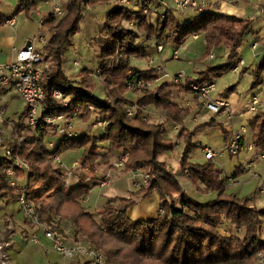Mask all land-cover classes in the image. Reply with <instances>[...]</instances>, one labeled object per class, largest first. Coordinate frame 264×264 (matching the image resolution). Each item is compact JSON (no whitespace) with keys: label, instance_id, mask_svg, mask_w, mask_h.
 I'll return each instance as SVG.
<instances>
[{"label":"trees","instance_id":"16d2710c","mask_svg":"<svg viewBox=\"0 0 264 264\" xmlns=\"http://www.w3.org/2000/svg\"><path fill=\"white\" fill-rule=\"evenodd\" d=\"M4 1L0 0V7ZM122 1L58 0L62 15L53 12L42 22L48 33L47 41L41 47L44 63L48 66L43 70L40 81L45 101L54 103L52 93L55 89L60 90L72 103L85 105L86 110L90 104L95 106L109 123L106 134L97 136L80 130L77 138L61 144L54 151L60 156L82 152L77 160V170L81 172L78 174L79 182L72 187L64 172L50 159L52 151L47 146V128L41 126L38 131H32L24 118L15 122L22 137L20 155L30 164L29 178L39 183L32 190L31 197L42 223L57 228L62 234L67 226H73L71 236L81 234L87 242L105 252L106 264H259L258 255L264 253V208L259 209L257 205L259 195L241 198L228 193L223 170L214 161L206 158L204 164L191 161L202 147V143L196 140L200 128L221 126L225 145L230 128L220 124L216 116L194 130L187 128L186 122L194 107H182L177 103V94L189 93L188 89L167 81L158 82L160 75L156 70H141L134 66V59L147 60L148 53L144 47L137 50L132 47L138 41L144 42L143 34L149 39L156 38L166 48L175 49L202 35L205 42L202 57L209 59L216 51L224 50V62L220 66L206 68L196 77L187 76V85H215L226 73L239 69L238 50L244 44L245 36L253 31L254 23L264 19V15L255 19H239L207 10L182 21L177 14L161 18L151 11L145 17L144 9L159 7V0H143L142 3L140 0H128L127 5ZM38 5L37 0H18L16 12L30 17L38 11ZM103 11H106L105 15L100 16ZM87 15L104 23L103 31L93 39L99 51L97 69L104 70L106 86L100 85L103 97L96 91L100 83L92 76L97 69L83 68L79 81L65 71L66 47L82 30ZM11 19L13 17L0 11V27ZM131 22L139 23L140 33L129 28ZM117 53L122 54L123 59L112 69L109 61ZM132 69L139 70L144 80L156 84L137 100L140 107L147 106L154 112L153 121L144 120L142 110L136 117L127 115V106L133 102L126 97L125 82ZM245 73L241 71L240 77ZM252 78V89L262 84L264 59L253 69ZM156 117H161L162 122H156ZM172 126L179 127L177 139L184 142L177 168L170 167L164 160L177 144L174 137L168 136ZM247 127L255 148L264 152V114L255 115ZM121 154L127 155L123 173L141 171L149 174L150 180L128 196L108 199L97 211L100 218L96 219L82 203L98 186L99 180L109 172L120 170L114 168L113 162ZM8 165L7 159L0 160V201L16 203L17 193L10 189L4 173ZM185 171L189 172L187 178L194 187V193L185 192L179 180V174ZM20 174L25 177L24 172ZM154 192L162 200L164 212H157L149 219L129 217L130 209L137 204L136 199H144ZM199 195H209V200L199 202L194 198ZM225 222L242 229V236L224 234L221 228ZM9 223L11 221L6 219L2 225L7 227ZM77 263L88 264L86 260Z\"/></svg>","mask_w":264,"mask_h":264},{"label":"built area","instance_id":"2783aa9c","mask_svg":"<svg viewBox=\"0 0 264 264\" xmlns=\"http://www.w3.org/2000/svg\"><path fill=\"white\" fill-rule=\"evenodd\" d=\"M222 3L223 0H218ZM123 3H128V0H123ZM160 6L146 7L143 11L144 16L151 11L156 15L164 18L167 14H179L184 13L187 10H194L196 13H205L208 10V0H159ZM54 13L60 15L62 13L59 7L54 8ZM261 14L264 15V8L261 9ZM139 23H129V28L137 33H140L138 27ZM144 42L138 41L132 47L133 50H137L141 47L146 49L155 48L157 50V58L150 59L148 66L150 69L156 70L161 79L168 80L167 82L173 83L175 86L182 89H188L193 95L194 99L198 103L199 111L195 114V118L201 112L210 113L215 116L225 117L224 126L229 127V137L225 145L224 151L215 152L211 149H206L205 158L208 160L216 161V159L227 153L229 156L237 157L242 153L249 154V160L244 165L246 173L251 175L253 178L258 177L257 174L253 173L255 164L264 162V152L258 151L253 142L245 136L247 132L246 127H241L240 131L235 130L234 121L235 113L233 107L227 99L221 98L217 95L216 98L213 95L216 92V86L213 84L206 86L199 85H187V75L185 71H180L176 75H170L167 71L166 62L163 59L165 46L159 42L156 38L149 39L146 34L141 37ZM40 38V43L45 44V40ZM178 51L174 52L172 59L178 60ZM213 58V55L210 56ZM123 59L122 54L117 53L109 61V67L114 69L117 67ZM159 61L156 66L155 62ZM79 67V64L75 65ZM44 69V59L36 48L35 43L31 42L29 46H25L21 50H17L15 59L8 64H0V90H13L17 95L25 102L27 106V119L26 124L32 131H38L43 126L47 128L50 134L51 140L47 141L48 148L52 151L50 159L55 163V166L61 171L69 172L70 167L66 164L62 156L54 153V151L64 143L77 138L79 131L74 128L75 123L85 117L83 110H86L80 103H72L70 98L62 91L55 89L52 93L54 103H47L45 101L44 90L41 86V75ZM104 70L98 68L92 76L102 86L105 85L103 79ZM165 80V81H166ZM155 83L146 81L143 79L142 74L137 69H132L128 72L125 89L127 93L131 92L138 97L143 96L146 92L151 91L155 87ZM106 93L108 89L105 87ZM111 105L113 101L111 100ZM260 106L259 97H254L250 105L251 112H257ZM95 106L92 104L87 106V110L94 114L95 120L91 124V130L101 131L102 134L107 133L109 123L104 119L103 115L97 111L95 114ZM97 110V109H96ZM143 111L142 116L146 121H153L151 119L153 111L148 110L147 106L140 107L136 102L127 106L128 117H136L140 111ZM5 107L0 110V160L7 159L9 165L4 168V173L8 180L10 189H13L17 193V204L20 206L23 216L35 229L43 231L44 237L49 241L51 248L55 253L62 257L63 260H71L68 264H78L80 260H86L88 264H106L105 255L96 249L94 246L87 242H76L74 244H67L62 236L60 230L54 227H49L42 223V218L37 210L34 200L31 197L33 190L32 181L29 178L30 164L27 160L21 157L22 149V138L20 132L13 125L14 123L7 122L3 115ZM193 119V121H194ZM197 122V120H195ZM6 125V126H4ZM6 128V129H4ZM54 138V139H52ZM177 145L174 146V150ZM127 155L121 154L117 157L113 164L115 169H122L125 165V159ZM79 162L74 161L72 167L76 168ZM24 172L25 177L23 178L20 173ZM71 172V171H70ZM133 180V186L139 190L143 185L148 184L150 175L144 172L134 173L131 177ZM113 177L111 172L106 174L101 180L98 181L99 188H108L112 183ZM231 183L228 184V186ZM264 192V186L262 188ZM89 197H86V200ZM85 200V202H86ZM159 214L164 212V205L161 203L158 209ZM39 232L35 231L30 237V242L36 245L41 244L39 238ZM11 238V237H10ZM11 243L8 240L0 241V261L4 264L6 259L7 251ZM261 258L262 263L264 262V254L258 255ZM67 264V263H62Z\"/></svg>","mask_w":264,"mask_h":264},{"label":"rangeland","instance_id":"374dc122","mask_svg":"<svg viewBox=\"0 0 264 264\" xmlns=\"http://www.w3.org/2000/svg\"><path fill=\"white\" fill-rule=\"evenodd\" d=\"M133 1H132V3H133ZM37 2L39 4L38 5V11L30 17H28L23 12L22 13L16 12L18 0H5L3 2V4L1 5L0 11L9 17H13L15 19V23H16L15 26H11V25L6 24V25L0 27V38L2 36H4V38H3L4 46L2 47L3 51L0 52L1 58L3 57V54H7V56L8 55L11 56V52H12V49L14 47L20 48V50H21L26 46L27 42L31 41V42L35 43L36 48H39V53L41 54L43 59H45V57L41 51V47H43L45 44L42 45L41 44L42 41L40 43V38L42 39V37H44L43 40H45V42H46L47 41L46 38L48 37V33L46 32V30L42 26V22L44 23L45 20L47 19V17L49 16L48 12L53 13L55 7H59L61 9V6H60L58 0H37ZM122 4H126V3L122 2ZM127 4H129V1ZM226 5H227V3H222L221 13H225V14L229 13V14H231L230 16H234V17L240 16L239 15L240 13H237V11H236V8H237L236 5L232 6V8L230 9L231 11L230 10L228 11V9L226 8ZM257 8L254 7V11L256 13H259V9H257ZM61 11H62V9H61ZM61 15H62V13L59 16H61ZM244 18H245V14L242 15V18H240V19H244ZM256 27H257V25H255V28ZM87 32L88 31L86 28V22L84 21L82 23V30L72 38L70 45H68L66 47L67 51L70 53V57L67 56V54H65V71H66L67 75H69L72 79L77 80V81L80 80V77H81L80 73H81V70L83 68H89V69L96 70L98 67L99 51L96 48V46H94L92 40L90 41V39L88 38ZM13 33L16 34V37L12 36ZM96 35H98V33ZM261 35L264 38V32ZM91 39H94V38H91ZM203 43L204 42L194 41L193 39H190L189 45L187 47H188V49H191L192 52L189 55H186V54L183 55L182 50H180V51L177 50V51H179L178 55H179V57H181V59L182 58L183 59L186 58L187 60L190 59L192 63L191 62L188 63V61H184V63H183V62H179L178 61L179 59L174 60L172 58H171V61H168L166 59V53H165V55H164L165 58H163V59L168 61L166 63L168 73L173 76V75H176L180 71H185L186 75H188L186 68L191 67L192 64L193 65H192L191 69H193V68L197 69L201 65H205L206 67L220 66L222 64V62H220L216 59H213V60L210 59L209 60V59H204L202 57L203 56L202 52H205ZM170 54L173 55L172 52ZM172 55H171V57H172ZM238 55L242 56L243 58H246L249 61H252L253 53L251 51L250 45L248 43L244 42V44L238 50ZM74 59H76L79 62H77V61L74 62ZM4 62H6V61L3 59H0V64H2ZM71 63H73V64H71ZM142 63L144 64V62H142ZM142 63L137 64V59L133 60V64L136 67H139ZM76 64H79V67H76L75 66ZM158 64H156V66ZM71 65H73V66L71 67ZM183 65H185L186 68L183 69ZM46 66H47V64L44 63L45 68H46ZM243 66H244V62H241L239 64V71H241L243 69L242 68ZM147 68L150 69L151 67L147 66ZM140 69H143V68L140 67ZM165 80L166 79H161L160 82H163ZM238 80H239L238 76H236L234 73H232V71L226 73L222 78H219L216 81V85H215L216 86V92L213 95V97L216 98L218 93L222 92L224 90V88L226 86H228L229 84H231V85L237 84L239 93L244 94V93L248 92L252 86L253 78L251 77L248 79H244L243 81H240V83L238 82ZM166 81H168V80H166ZM100 85L101 84H97L96 91L100 95V97L101 96L103 97V92H102V88ZM259 89L261 90V87H259ZM260 92H261V95H260L261 99H263L264 98V96H263L264 88L263 87H262V91H260ZM127 95H128V97L131 98V100L133 102L138 100V96L131 93V92L127 93ZM136 97H137V99H136ZM248 97H249V95H246V98H248ZM108 98H110V97H108ZM130 98H128V99H130ZM2 105H5V112L3 115L4 119L9 123H14L13 125L15 126V128L19 129L17 127V124L15 122H12L10 119L13 118V116L15 114V113H13V111H15L16 109H17V113H20L21 111H23V105L17 99L16 100H10L9 99V102L7 103L4 101H1V98H0V109H1ZM6 105H7V108H6ZM9 105H11V107H9ZM259 108H260V106H259ZM94 110H95V114H96L98 110H96V109H94ZM194 110H196V111L194 112ZM194 110L186 122V126L191 130L192 129L194 130L195 128H197V126L206 122V118H202L203 113L202 114L200 113L198 115V118L194 119L195 114L199 111V109H194ZM258 111H259V109H258ZM82 112L85 113L86 115L81 120H78L75 123L74 128L77 131L86 130V131L94 133L95 135L98 136L101 133L100 131L90 129L91 124L95 120L94 114L92 112L90 113L88 110H83ZM206 115L208 116L207 121H209L210 117H215V115H212L210 113H208ZM251 115H252L251 113L247 112L244 115H242V117L237 118L234 121L235 130L240 131L241 127H243L241 125H244L245 122L247 121V119H249L251 117ZM215 118H217L216 120L220 124L224 123V121H225V117H222V116H216ZM193 119H194V121H193ZM155 120H156V122H159V121H160V123L162 122L161 117L159 119L156 117ZM195 120H197V122H195ZM25 122H26V119H25ZM4 126H6V125H4ZM26 126H27V124H26ZM4 129H6V128H4ZM178 129H179V127L175 126L174 129L172 128L168 132V136L175 138V140H176L175 142H177V144H176L177 147L175 148L174 151L169 153L168 156H166L164 158V160L167 161V163L170 165V167H173V168H177L179 166V161H180V158L182 155V151L184 149V142L181 139L180 140L177 139ZM20 136H21V134H20ZM245 136L247 138L250 137V130L248 128H247V132H246ZM52 139H54V138H52ZM48 140H51L50 134L48 136ZM196 140H198L199 142H203V144H202V147L199 148L197 150V152L192 156L191 161L194 164H204L205 163V151H206L205 148L206 147L211 148L213 151L220 152V153L222 151H224V149H225V135L223 133V129L221 126L200 128L196 134ZM174 153H175V155H174ZM81 155H82L81 151H74V152H69V154H67L65 156H62V158L64 159L66 164L70 167L69 172L64 173L66 178H67V176H69L71 174L75 175L76 177H78V174H81V172L79 170H77L78 166L76 168H73L71 166L74 161H77L81 157ZM115 160H114L113 164L115 163ZM214 162L217 165L221 166V167L220 166L219 167L223 170V174L225 171L226 175H228V177H230L234 172V167L238 163V160H237V158L230 157L227 153H225V154L219 156L216 159V161H214ZM123 169L124 168H122L119 171H116L114 173H111L113 180H112L110 187H108V188H99L98 187L99 189L94 190L89 196H87V197H89V198H87V200L85 197L82 205L84 207H86L88 211H91L94 214L96 219L100 218V216H98L97 211L101 208V205L104 202H106L111 197L122 196V195H117L118 193L116 194V192L113 191V189H112V188H114V186L117 183L120 182L122 184H125V181H127V183H129V186L131 185L133 191L136 190V187L134 188V186H133V180L131 179V177L134 173H131V174L130 173L129 174L123 173ZM253 173L257 174L258 177L249 179L251 177V175L249 176V174H248L249 178H247V175H245L243 177L241 176L239 178V180L235 181L234 183H232L231 180L226 179V177L224 176V179L226 181L227 192L237 194L241 198L249 197V196L255 195V194H259L260 190H262V188L264 186V177H263L264 176V162L258 163V165H256L255 169L253 170ZM259 173H261L263 176L260 177ZM102 175H103V173H102ZM183 175H186L185 179H187V181H189L187 178V176H189V172L185 171L184 174L182 172V177H183ZM76 177H75V179H76ZM78 180L79 179H76V181H78ZM229 183H231V184L228 186ZM69 184L71 186L72 182L70 181ZM32 185H33V189H34L37 187V185H39V183L37 180L34 179V181H32ZM190 185L192 186L191 183H190ZM190 185L188 186L189 188H190ZM111 192H114L113 196L110 194ZM191 192L194 193V191H191ZM115 195H117V196H115ZM125 195L128 196L130 194L128 193ZM192 196H194V194H192ZM208 196L207 195H199V196L194 197V198H196L199 202H206L209 200ZM261 196H262V202H264V192H262ZM105 197L106 198L108 197V198L106 199ZM213 197H214V195H213ZM85 200H86V202H85ZM3 203H5V202L0 201V208L2 206L6 207L9 210V211H7L8 214H11V212L18 210L17 206H15L13 204H8V205L4 204L3 205ZM257 205H258L259 209L264 208V205H259V203ZM141 207H143V204L140 205V203L138 201L135 209L134 208L130 209L129 217H131L132 219H136V220L146 218L144 216L141 217L143 214V210L141 209ZM155 215H156V213L154 215L152 214V216H155ZM17 216H18L17 218L23 219V213H22V216H21V213H18ZM6 217H7V219H9L8 216H6ZM5 219H4V223H5ZM226 223L227 222H225L224 224H226ZM224 224L221 228V230L224 234L237 236V237L242 236V232H243L242 229L234 227L233 231L230 230L231 232H226V230H229V229L228 228L225 229ZM11 226H12V229L10 228ZM27 226H29V224L24 225L26 230L29 229V227H27ZM72 230H74L73 226H67L66 230L63 231L64 234H62V236L65 239V242L67 244H74L76 242H87L81 234L77 235V237L71 236ZM6 231L8 234H5L2 237H0V241H5L6 239H8V241H10L11 245L7 251V254H6L7 257L5 259L4 264H62L64 262L68 264L71 261V260H67V261L63 260L61 256H59L57 253H55L53 251L49 241L45 239L43 231H40L38 233L39 238L41 239L40 245L30 243L29 239H28L29 238L28 233H23L24 236L22 237L21 232L17 231V227L16 226L14 227V224L12 222L9 223V225L6 228ZM9 233H10V235H9ZM263 238H264V233H263ZM87 243H89V242H87ZM89 244L94 246L92 243H89ZM99 251L105 255V252H103L101 250H99ZM262 254H264V253H262ZM1 259L2 258H0V260ZM106 261H107V258H106ZM0 264H2L1 261H0ZM259 264H264V262L262 263L260 257H259Z\"/></svg>","mask_w":264,"mask_h":264},{"label":"crops","instance_id":"0c3cea01","mask_svg":"<svg viewBox=\"0 0 264 264\" xmlns=\"http://www.w3.org/2000/svg\"><path fill=\"white\" fill-rule=\"evenodd\" d=\"M142 1L143 0H140L141 3H142ZM165 1H171V0H165ZM222 3H227L226 8L228 9V11L232 8L233 5H236L237 6L236 11H237V13H240L239 14L240 16L239 17L236 16V17L239 18V19L242 18V15H244V14H245V18L246 17H252L254 19L257 18V17H260L261 15H263V14H261V9L264 8V0H223ZM222 3H219L218 0H208V4H209L208 5V10L217 11V12L221 13ZM254 7L255 8L258 7L257 9H259V13H256L254 11ZM105 12L106 11H103V13H100L99 15L100 16H104ZM48 13L50 15L52 12H48ZM195 14H196V11L190 9V10H187L186 12H184V13L177 14V16L180 18V20L186 21V20L189 19V17H192ZM222 14H225V13H222ZM225 15H229L230 16L231 14L228 13V14H225ZM85 22H86V28H87V31H88L87 32L88 38L90 39V41L92 40V42H93V39H91V38H95L97 36L96 35L97 33L99 34L100 32L103 31L104 23L99 21V20H97V19H95L92 15H87L86 18H85ZM7 25L15 26L16 25L15 19L13 18V19L9 20L7 22ZM255 25H257L256 28H255ZM263 32H264V19L261 18L260 20H258V21H256L254 23L253 31L250 34H247L245 36V40L244 41L250 45L251 51L253 53V56H252V61H249L246 58H243L242 56H239L240 63L244 62V66L242 67L243 69L241 71H246V73L242 77H240V75H239V73L241 72V71H239V69L232 71V73H234L236 76H238V78H239L238 82L239 83H240V81H243L244 79L251 78L253 69L256 67V65L259 62H261L264 59V38L261 35ZM12 36L16 37V34L13 33ZM3 38H4V36H2L0 38V52L3 51V48H2L4 46ZM192 39L194 41L204 42V39H203L202 35L201 36L200 35L199 36H195ZM188 45H189V41H188V43L186 45H184L183 47H181L179 49L168 48V47L166 48L165 47V52L163 54V58H165L164 55L166 53V59L168 61H171V55L172 54H170V53L171 52L174 53L177 50H179V51L182 50L183 55L184 54H186V55L191 54L192 51H191V49H188V47H187ZM203 45H205V42L203 43ZM37 49L39 50V48H37ZM17 50H20V48L14 47L12 49L11 56H9V55L7 56V54H3V57L2 58L0 57V59L5 60L6 62H4L2 64L11 63L15 59V54H16ZM67 52L68 51L66 49L65 54H67V56L70 57V53L69 52L67 53ZM147 53H148V59L147 60H137V64L144 62V64L142 63L137 68L140 69V67H141V68H143L141 70H148L149 68H147V66H148L149 60L157 58V50L155 48L147 49ZM203 53L204 52H202V55H203ZM224 57H225L224 56V50L216 51L213 54V59H216V60L222 62V64L224 62ZM209 60H210V58H209ZM76 61L77 60L74 59V62H76ZM164 61L166 63L168 62L166 60H164ZM178 61L179 62H183V63H184V61H188V63L191 62L190 59L189 60H187L186 58H184V59L182 58L181 59V57H179ZM77 62H79V61H77ZM158 63H159V61L157 60L155 62V65L158 64ZM71 64H73V63H71ZM192 65H191V67H187V68L185 67V65H183V69L184 68L187 69L186 70L187 74H188L187 76L190 75L192 77H196L198 73H200L203 70H205L206 68H208L205 65H201L197 69H195V68L191 69ZM72 66L73 65H71V67ZM253 83L254 82H252V86H253ZM252 86H251V88H250V90L248 92L242 94V93H239L237 84H234V85L229 84L228 86H226L224 88V90L222 92L218 93L219 97L227 99L228 101H230L231 105L233 106V111L235 113V120L237 118H239V117H242V115H244L247 112L252 114L251 117L249 119H247L245 124L241 125V126H245L246 128H248L247 126H248L249 121L255 115H257L259 113L264 114V98L261 99V96H260L261 95L260 91H262V87L264 88V78L262 80V84L259 86V87H261V90L259 89V87L252 89ZM246 95H249V97L246 98ZM263 96H264V94H263ZM126 97L130 98V97H128L127 94H126ZM254 97H259V99H260V108H259V111H257V112H251L249 110L251 102H252V99ZM0 98H1V101L7 102V103L9 102V99L10 100H16L17 99L23 105V111H21L20 113H17V109L15 111H13V113H15V114H14L13 118L10 119L12 122H17L21 118L27 119V106H26L25 102L17 95V93L15 91H13V90H3V91L0 90ZM136 99H137V97H136ZM130 100H131V98H130ZM177 103H179L182 107H190V106H192V107H194V109H197V105H198L197 101L194 99L193 95L190 92L189 93H179V95L177 94ZM3 107H5V105H2L1 109ZM9 107H11V105H9ZM6 108H7V105H6ZM195 111L196 110H194V112ZM201 114H202V118H206V122H204L203 124H205L207 122H210L212 120V118H213V117H210L209 121H207L208 116L206 114H208V113L201 112ZM200 125H202V124H200ZM174 127L175 126H172L171 128L174 129ZM81 131H84V130H81ZM79 132H80V130H79ZM201 143L203 144V142H201ZM205 149H211V148L206 147ZM174 155H175V153H174ZM249 157H250V155L249 154H245V153H242L241 155H239L237 157H233V158H237L238 163L235 165L234 172H233V174L230 177H228V175H226V173L224 171V174H225L224 176L226 177V179L231 180L232 183H234L235 181H238L241 176L243 177V176L247 175V178H249L250 175L248 176V173H246L245 170H244V165H245L246 161L249 160ZM256 165H258V163L255 164L254 169H255ZM218 166H220V165H218ZM259 175H260V177L263 176L261 173H259ZM74 176L75 175H72V174L67 176L68 183L70 181L72 182V185H71L72 187L76 186L78 184V182H79V180L76 181V179H78V177L75 176L76 177V179H75ZM234 176H236V178H234ZM178 177H179L180 181L183 180L181 183L183 185V188H184L185 192L191 193V191H194V187L190 185V182L187 181V179H185V175H183V177H182V174H179ZM251 178H253V177L251 176L249 179H251ZM189 185H190V188L188 187ZM96 189H99V188L95 187L93 189V191L96 190ZM112 189H113V191L116 192V194L118 193L117 195H122V196H126L125 194H128V193L131 194V193L136 192V191H133L131 185L129 186V183H127V181H125V184H122L120 182L117 183L114 186V188H112ZM113 193L114 192H111L110 194L113 196ZM117 195H115V196H117ZM255 195H259V199H258L259 205H264V202H262V196H261L262 195V190H260L259 194H255ZM255 195H251L249 197H253ZM111 198H113V197H111ZM136 200H137V202L139 201L140 205L143 204V207H141V209L143 210V214H142L141 217H143V216L146 217L144 219H149V218L153 217L152 214L153 215L155 213L157 214L159 206L162 203V200L160 199V197H159L157 192H154L153 194H151L150 196H148V197H146L144 199L139 197ZM4 204H7V205L8 204H13V205L17 206L18 210L14 211V212H11V214H8L7 211H9V210L6 207L2 206L0 208V237H2L3 235L7 234V232H6V228L7 227H4L2 225V222L4 221L5 218L7 219L6 216H8L9 219H7V220L11 221L14 224V227L15 226L17 227V231L21 232L22 237L24 236L23 233H28L29 234V238L28 239H29V242H30V237H31V235L33 233H35L36 229L34 230L31 226H27V227H29V229L26 230L24 225H27L29 222L28 221H27L28 223L26 222V219L24 218V216H23V219L22 218L21 219L17 218L18 217L17 216L18 213H21V216H22V210H21L20 206L17 204V202L16 203H6L5 202V203H3V205ZM135 207H133V208L135 209ZM138 220H141V219H138ZM10 228L12 229V226ZM224 228L225 229L226 228L229 229V230H226V232H231L234 229V227H232L229 223L224 224ZM38 232H40V230Z\"/></svg>","mask_w":264,"mask_h":264},{"label":"water","instance_id":"95a60500","mask_svg":"<svg viewBox=\"0 0 264 264\" xmlns=\"http://www.w3.org/2000/svg\"><path fill=\"white\" fill-rule=\"evenodd\" d=\"M30 44H31V41L27 42L26 47L29 46Z\"/></svg>","mask_w":264,"mask_h":264}]
</instances>
